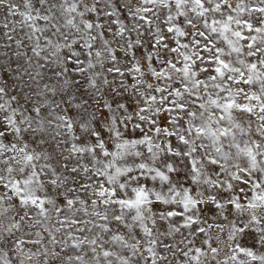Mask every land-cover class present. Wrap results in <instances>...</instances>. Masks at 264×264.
I'll list each match as a JSON object with an SVG mask.
<instances>
[{
	"label": "snow or ice",
	"instance_id": "1",
	"mask_svg": "<svg viewBox=\"0 0 264 264\" xmlns=\"http://www.w3.org/2000/svg\"><path fill=\"white\" fill-rule=\"evenodd\" d=\"M0 264H264V0H0Z\"/></svg>",
	"mask_w": 264,
	"mask_h": 264
}]
</instances>
